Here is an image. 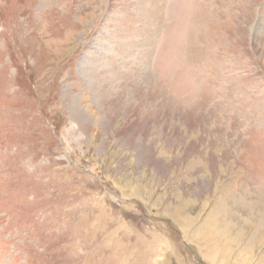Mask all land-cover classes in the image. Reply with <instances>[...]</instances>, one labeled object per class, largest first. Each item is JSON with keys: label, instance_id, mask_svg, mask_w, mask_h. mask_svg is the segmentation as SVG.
<instances>
[{"label": "rangeland", "instance_id": "obj_1", "mask_svg": "<svg viewBox=\"0 0 264 264\" xmlns=\"http://www.w3.org/2000/svg\"><path fill=\"white\" fill-rule=\"evenodd\" d=\"M0 264H264V0H0Z\"/></svg>", "mask_w": 264, "mask_h": 264}, {"label": "crops", "instance_id": "obj_2", "mask_svg": "<svg viewBox=\"0 0 264 264\" xmlns=\"http://www.w3.org/2000/svg\"><path fill=\"white\" fill-rule=\"evenodd\" d=\"M228 243L230 244L231 242L230 241H228ZM238 257V253H237V255L235 256V258H237Z\"/></svg>", "mask_w": 264, "mask_h": 264}]
</instances>
